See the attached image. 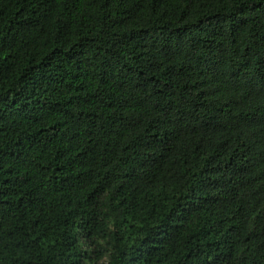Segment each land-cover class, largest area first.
I'll return each mask as SVG.
<instances>
[{
	"label": "trees",
	"instance_id": "trees-1",
	"mask_svg": "<svg viewBox=\"0 0 264 264\" xmlns=\"http://www.w3.org/2000/svg\"><path fill=\"white\" fill-rule=\"evenodd\" d=\"M0 264H264V0H0Z\"/></svg>",
	"mask_w": 264,
	"mask_h": 264
}]
</instances>
